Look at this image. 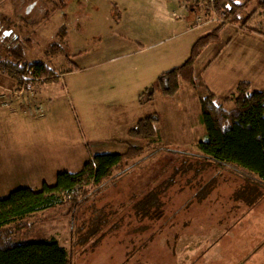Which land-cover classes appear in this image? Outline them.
<instances>
[{"label": "crops", "instance_id": "0c3cea01", "mask_svg": "<svg viewBox=\"0 0 264 264\" xmlns=\"http://www.w3.org/2000/svg\"><path fill=\"white\" fill-rule=\"evenodd\" d=\"M101 2L105 8L90 23L83 28L78 23L84 34L69 56L78 69L60 75L54 94L45 91V113L2 114L0 199L20 188L53 186L60 173H79L91 154L125 153L119 147L146 116L162 113L165 123L178 122L184 87L170 103L158 99L142 105L139 97L161 74L181 66L216 20L199 24L183 0ZM90 36L93 46L87 45ZM195 78L220 100L232 96L240 82L264 91V36L230 25L196 61ZM16 162L24 179L15 173Z\"/></svg>", "mask_w": 264, "mask_h": 264}, {"label": "trees", "instance_id": "16d2710c", "mask_svg": "<svg viewBox=\"0 0 264 264\" xmlns=\"http://www.w3.org/2000/svg\"><path fill=\"white\" fill-rule=\"evenodd\" d=\"M204 2L207 11L218 18L216 27L194 43L188 59L181 66L161 74L140 95L139 101L142 105L158 99L170 103L183 84L187 85L199 93V124L205 128L206 135L197 144L195 153H183L168 170L171 172L166 174L167 179L139 201L136 216L140 221L161 219L165 204L162 198L176 186L178 177L190 172L199 178L196 185L201 186L205 175L213 172L218 177L223 170L231 171L236 181L241 180L233 199L248 209L264 195V91L254 90L249 82H240L232 96L220 100L195 78L196 61L209 45L220 40L227 26L237 25L242 30L262 36L264 30L250 27L253 20V15L247 14L250 2ZM54 4L56 9L53 6L49 15L58 9V3ZM259 8L264 11V0L260 1ZM195 13L198 17L199 13ZM12 24L10 19L0 15V26L11 28ZM68 35V26L61 27L55 40L47 47L46 62H25V54L34 46L33 40L5 37L4 41L0 40V46L4 48V56H0V71L15 81L17 91L30 93L35 89L38 93L45 84H54L60 75L78 69L71 63L70 55L66 57L67 69L58 70L51 62L68 49ZM228 105H232L231 110L226 108ZM163 123L162 113L152 114L139 120L128 132L131 141L143 142L146 147L128 141L125 153L91 154L79 173H60L53 186L45 183L39 191L20 188L0 199V264H71L70 253L57 236H32L36 234L40 216L52 212H55V218L67 219L72 226L74 250L80 249L85 254L98 248L102 238L107 236H101V233L119 211L113 209L112 204H107L108 208H98L90 204L91 197L128 172L136 160L154 147ZM215 177L197 192V199L213 191L217 185ZM116 226L108 234L117 229Z\"/></svg>", "mask_w": 264, "mask_h": 264}, {"label": "rangeland", "instance_id": "374dc122", "mask_svg": "<svg viewBox=\"0 0 264 264\" xmlns=\"http://www.w3.org/2000/svg\"><path fill=\"white\" fill-rule=\"evenodd\" d=\"M101 1L106 0H64L65 5L62 0H0V15L13 23L11 28L0 26V40L13 36L33 40L34 46L25 54V62H46L47 47L55 40L60 28L66 25L70 31V48L51 62L58 70L67 69L66 57L75 54V41L84 34L77 31V25L81 23L80 28H83L84 23H90L93 15L95 17L105 8ZM204 1L183 0V3L190 11L199 13V24L210 19L217 21L216 15L207 11ZM260 1L237 0L239 3L250 2L247 10V14L253 15L250 27L264 30V11L259 8ZM55 2L58 9L49 15L53 6L56 9ZM227 29L230 26L225 31ZM91 38L93 36L87 39L88 46L92 45ZM3 54L4 48L0 46V56ZM183 87L186 95L182 93L180 98L183 109L178 122L165 123L164 119L154 147L136 160L128 172L91 197L90 204L98 208H108L107 204H112L113 209L119 211L101 233V236H107L102 238L98 248L85 254L80 249L74 250L72 226L67 219L55 218V212L40 216L36 234L32 236H57L68 249L71 264H264V195L249 209L235 201L234 191L240 187L241 180L236 181L231 171L223 170L219 178L213 172L205 175L201 186L196 185L199 178L191 172L178 177L176 186L162 198L165 204L161 219L140 221L136 216L139 201L167 179L166 174L171 172L168 170L183 153H195L197 144L206 135L205 128L199 124V93L187 85L183 84ZM56 88L59 87L55 84H45L38 93L35 89L30 93L19 92L15 81L0 71V118L2 114L13 117L24 112L40 117L46 109L43 103L48 93L45 91L52 90L50 94H54ZM226 108L231 110L232 105ZM127 141L146 147L143 142ZM119 148L124 152L128 149L127 145ZM107 150L108 153L117 152ZM14 168L16 175L23 178L18 162L14 163ZM214 177L217 185L213 191L197 199V192ZM116 224L117 229L108 234Z\"/></svg>", "mask_w": 264, "mask_h": 264}, {"label": "built area", "instance_id": "2783aa9c", "mask_svg": "<svg viewBox=\"0 0 264 264\" xmlns=\"http://www.w3.org/2000/svg\"><path fill=\"white\" fill-rule=\"evenodd\" d=\"M197 22H201V19H200V17H198V19H197Z\"/></svg>", "mask_w": 264, "mask_h": 264}]
</instances>
